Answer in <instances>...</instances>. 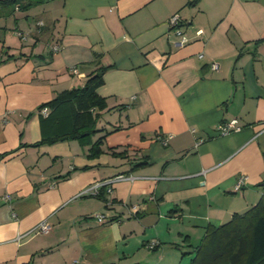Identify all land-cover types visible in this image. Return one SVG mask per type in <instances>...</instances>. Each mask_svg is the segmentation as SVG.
Returning a JSON list of instances; mask_svg holds the SVG:
<instances>
[{"label": "crops", "instance_id": "0c3cea01", "mask_svg": "<svg viewBox=\"0 0 264 264\" xmlns=\"http://www.w3.org/2000/svg\"><path fill=\"white\" fill-rule=\"evenodd\" d=\"M97 63L101 153L32 146L70 132L67 106L57 121L40 106L83 87ZM233 119L241 129L220 136ZM100 182L99 197L79 196ZM262 195L264 0L0 4V264H190L208 226ZM43 221L47 234L28 233Z\"/></svg>", "mask_w": 264, "mask_h": 264}, {"label": "trees", "instance_id": "16d2710c", "mask_svg": "<svg viewBox=\"0 0 264 264\" xmlns=\"http://www.w3.org/2000/svg\"><path fill=\"white\" fill-rule=\"evenodd\" d=\"M44 1L0 0V4L27 11ZM105 71L106 68L97 63V68L88 75L83 87L64 91L40 106V110L46 107L52 110L46 116L52 121H57L53 112L61 105L67 106L72 126L70 132L43 138L32 146L78 140L83 145L91 143V156L101 153L103 137L94 142L90 139L98 132L96 123L99 113L107 107L106 99L97 92L103 85ZM194 253L190 264H264V195L245 213L234 214L220 226H208Z\"/></svg>", "mask_w": 264, "mask_h": 264}, {"label": "built area", "instance_id": "2783aa9c", "mask_svg": "<svg viewBox=\"0 0 264 264\" xmlns=\"http://www.w3.org/2000/svg\"><path fill=\"white\" fill-rule=\"evenodd\" d=\"M178 22H179V18L177 15L175 16H172L169 21H168V24H169V28L170 30L174 31V33L179 36L180 38V43L184 44L188 41V39L182 35V33L180 32L179 28H178ZM200 32V31H199ZM198 32V33H199ZM53 52H57L59 50V46L55 45L53 46L52 48ZM212 68L213 69H216L217 68V65L214 63L212 64ZM72 72L73 73H76V69H72ZM48 108H43L40 110V113L44 116H47L48 114ZM241 129V126L239 125V122L236 120V119H233V120H230V121H226V122H222L220 124H218L216 126V132L220 135V136H225V135H229L233 132H238L239 130ZM171 138V136H166L165 138H161L160 139V143L162 145H166L168 140ZM200 144V141H198L196 143V145ZM125 179L124 176L122 175H119V176H116L114 177L113 179H111L110 181L112 182L113 180H123ZM131 179V178H129ZM110 182V183H111ZM244 182H245V177L244 176H241L235 187H234V190L239 192L243 185H244ZM107 183L105 182H100V183H95L94 185H92L91 187H89L87 190H85L84 192H82L79 196H83V195H86V196H94V197H98L100 195V190L102 187L106 186ZM107 192L108 193H111V189H107ZM136 212V207L135 206H132L130 208V213L131 214H135ZM95 219L100 222V223H105V218L102 214H96L95 216ZM51 227L50 225L46 222V221H43L41 223H39L37 226H35L30 232L28 233H35V234H47L49 231H50ZM19 237V236H18ZM20 238V237H19ZM156 246V243H150L147 245V247L149 249H153L155 248Z\"/></svg>", "mask_w": 264, "mask_h": 264}]
</instances>
